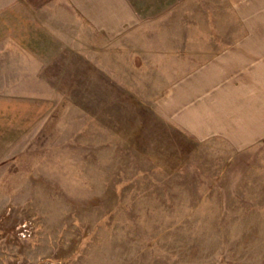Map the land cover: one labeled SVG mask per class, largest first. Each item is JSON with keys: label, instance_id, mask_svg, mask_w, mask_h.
Segmentation results:
<instances>
[{"label": "rangeland", "instance_id": "1", "mask_svg": "<svg viewBox=\"0 0 264 264\" xmlns=\"http://www.w3.org/2000/svg\"><path fill=\"white\" fill-rule=\"evenodd\" d=\"M102 1L0 0V48L51 61L31 77L0 53V84L31 85L2 91L42 102L0 105V264H264V154L179 104L209 55L264 29V0Z\"/></svg>", "mask_w": 264, "mask_h": 264}, {"label": "crops", "instance_id": "2", "mask_svg": "<svg viewBox=\"0 0 264 264\" xmlns=\"http://www.w3.org/2000/svg\"><path fill=\"white\" fill-rule=\"evenodd\" d=\"M117 1L121 2L122 0ZM123 1L116 6L110 3L113 0L102 2H105L106 12L111 11L113 14H115L117 6L124 10L130 9V3L136 4L134 5L136 10L144 8L142 14L151 12L150 9L141 5L143 2L138 0ZM167 2L175 3L176 0H153V11L164 8ZM26 11L29 15L27 6ZM121 12L124 13L123 10ZM262 12L263 15L257 14L260 21H264V11ZM116 14L119 16L120 12L117 10ZM249 28L248 26L247 30L242 32V38L235 39L236 42L230 46L217 48L213 54L208 56L209 59L190 72V79L185 80L183 84L184 89L180 95L179 104L184 105L183 109L187 115L185 117L190 122L189 127L192 125L196 131L206 128L208 135L217 133L226 137L240 151H255L261 155L264 154V29L261 32L250 29L248 32ZM2 35L3 33H1ZM5 35L2 36V39L7 38ZM34 39L36 40L35 37ZM4 40L10 41V44L6 48H0V53H3L1 57L6 61L5 58L15 59L23 56L25 60L21 62L23 63L21 66L29 67L31 77H33L32 74L36 75L34 72H41L43 64L51 62L43 60L46 56L45 51L42 48H37L34 40L32 42L34 47L31 46V43L25 45V43L19 42V44L30 46L25 48L18 47L17 43L9 38ZM53 53L55 55V52ZM13 59L9 61H14ZM14 63L17 64L18 60ZM33 64L37 67L33 70L34 72L32 71ZM25 66L21 71L26 74ZM23 78L25 79V75L22 79H14L12 85L0 84V105H11L9 111L13 106H23L28 111L32 106L42 105L39 99L34 98L33 93L23 91L18 94L2 91L10 88L31 87L30 83L27 84ZM5 111L6 108L0 112L4 113ZM28 114L32 115L33 113L28 112Z\"/></svg>", "mask_w": 264, "mask_h": 264}]
</instances>
